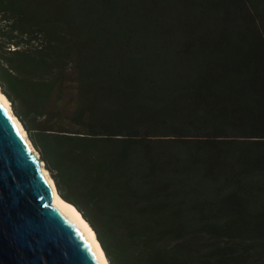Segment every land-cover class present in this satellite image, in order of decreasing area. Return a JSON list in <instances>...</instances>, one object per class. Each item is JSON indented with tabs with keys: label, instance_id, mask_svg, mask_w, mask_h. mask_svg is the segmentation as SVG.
<instances>
[{
	"label": "trees",
	"instance_id": "16d2710c",
	"mask_svg": "<svg viewBox=\"0 0 264 264\" xmlns=\"http://www.w3.org/2000/svg\"><path fill=\"white\" fill-rule=\"evenodd\" d=\"M0 88L109 264H264V0H0Z\"/></svg>",
	"mask_w": 264,
	"mask_h": 264
},
{
	"label": "water",
	"instance_id": "95a60500",
	"mask_svg": "<svg viewBox=\"0 0 264 264\" xmlns=\"http://www.w3.org/2000/svg\"><path fill=\"white\" fill-rule=\"evenodd\" d=\"M0 264H102L1 101Z\"/></svg>",
	"mask_w": 264,
	"mask_h": 264
},
{
	"label": "bare ground",
	"instance_id": "6f19581e",
	"mask_svg": "<svg viewBox=\"0 0 264 264\" xmlns=\"http://www.w3.org/2000/svg\"><path fill=\"white\" fill-rule=\"evenodd\" d=\"M0 101L2 102V104L4 105V108L6 109L10 117L12 118V121L16 125L17 129L22 134V137L24 138L25 143L27 144L30 150V153L38 161V163L40 164L41 168L44 171V174L46 175L47 180L50 182L53 188L54 202L80 226V228L86 234L94 252L99 256L101 263L109 264L107 257L103 251V248L96 236V233L93 230V228L90 226L89 222L86 220V218H84V216L81 214V212L76 208L74 204H72L71 202H68L67 200L62 198L60 194H58L55 182L53 178L51 177L50 172H48L49 170L43 164V160L41 159L38 150L33 146V143L31 142L30 138L27 135L26 129L23 128V124L13 112L10 100L2 92L1 88H0Z\"/></svg>",
	"mask_w": 264,
	"mask_h": 264
},
{
	"label": "rangeland",
	"instance_id": "374dc122",
	"mask_svg": "<svg viewBox=\"0 0 264 264\" xmlns=\"http://www.w3.org/2000/svg\"><path fill=\"white\" fill-rule=\"evenodd\" d=\"M10 102H11V101H10ZM11 106H13L12 103H11ZM23 128H24V126H23ZM24 129H26V128H24ZM26 131H27V130H26ZM27 133H28V132H27ZM27 135H28V134H27ZM43 164L45 165L44 161H43ZM48 172H49V171H48ZM51 177H52V176H51Z\"/></svg>",
	"mask_w": 264,
	"mask_h": 264
}]
</instances>
